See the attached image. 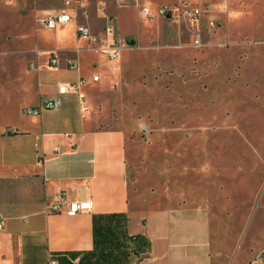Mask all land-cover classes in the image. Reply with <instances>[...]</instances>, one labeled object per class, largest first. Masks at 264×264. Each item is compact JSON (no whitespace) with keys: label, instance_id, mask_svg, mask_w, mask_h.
Listing matches in <instances>:
<instances>
[{"label":"crops","instance_id":"obj_1","mask_svg":"<svg viewBox=\"0 0 264 264\" xmlns=\"http://www.w3.org/2000/svg\"><path fill=\"white\" fill-rule=\"evenodd\" d=\"M38 1L0 0V36L8 41L19 34L16 37L25 40L21 30L54 35L71 30L73 37L61 36V45L48 47L35 40L29 48L32 60L19 71L16 85L10 77L0 79V264H48L50 258L55 264H264V231L247 247L223 232L202 199L175 206H135L140 196L131 183L128 132L106 116L121 99V52L109 59L87 48L75 30L79 22L94 33L108 22L116 30L120 9L137 8L134 1H140L83 0L87 18L77 10L72 20L53 29L38 25L36 19L61 8L71 11L78 0L71 5L55 0L59 3L49 8L37 7ZM50 55L56 57L55 65L48 63ZM68 58L76 61V68L67 66ZM79 77L85 81L77 93H57L58 83ZM56 96L59 106L38 115L24 113L41 98ZM54 146L62 152L52 155ZM60 191L68 200H89L90 209L74 215L63 208L46 210Z\"/></svg>","mask_w":264,"mask_h":264},{"label":"rangeland","instance_id":"obj_2","mask_svg":"<svg viewBox=\"0 0 264 264\" xmlns=\"http://www.w3.org/2000/svg\"><path fill=\"white\" fill-rule=\"evenodd\" d=\"M152 1V11L164 2ZM188 1L210 4L212 30L207 15L178 24L143 19L134 5L120 9L121 99L106 116L128 132L135 206L202 199L223 232L248 247L264 231V0ZM22 31L25 40L0 36V51L8 50L0 53V79L10 77L12 86L35 40L48 47L73 37L71 30Z\"/></svg>","mask_w":264,"mask_h":264},{"label":"built area","instance_id":"obj_3","mask_svg":"<svg viewBox=\"0 0 264 264\" xmlns=\"http://www.w3.org/2000/svg\"><path fill=\"white\" fill-rule=\"evenodd\" d=\"M71 0H65L66 5H71ZM134 4L138 8V13L143 19L152 18L155 15L172 22L181 23L189 22L201 15L208 16V27L212 30L213 25L216 23L214 16L211 11V6L208 2L203 3H193L188 0H178L172 4H160L154 11L147 4H138L134 1ZM73 8H76L72 10ZM71 11L66 8H61L56 12L46 14L42 17L36 19V23L45 28L53 29L57 25L66 23L72 20L77 14L83 18L88 17V10L86 4L83 0L76 1L72 4ZM76 35L77 37H83L87 41V48L104 53L109 59L118 58L121 50L127 47V42L123 40L115 30V27L111 23H106L100 33H94L90 27L83 22L76 24ZM57 59L55 56L50 55L48 63L50 65H55ZM33 66V64H30ZM67 66L69 68H76L77 63L73 58L67 59ZM97 74L92 75V79H97ZM85 78L79 77L74 82H60L57 84V93L65 94L71 92H78L80 86L84 83ZM61 104L59 96L53 98H41L36 105L26 106L24 108V113L31 115H38L44 109H52ZM144 129V126H141ZM62 150L58 146L52 148V155H57L61 153ZM68 215H74L77 212L89 210L90 201L86 199L82 200H68L65 197V193L60 191L56 194V198L53 202L46 204L45 209L51 212L62 210ZM3 228L2 222L0 220V229ZM55 260L50 258L48 264H55Z\"/></svg>","mask_w":264,"mask_h":264}]
</instances>
